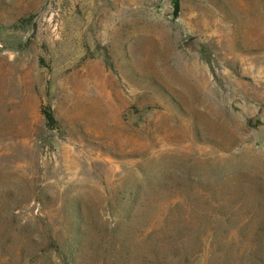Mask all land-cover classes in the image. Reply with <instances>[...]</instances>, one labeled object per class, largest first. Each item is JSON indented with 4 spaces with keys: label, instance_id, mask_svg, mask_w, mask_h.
Instances as JSON below:
<instances>
[{
    "label": "rangeland",
    "instance_id": "1",
    "mask_svg": "<svg viewBox=\"0 0 264 264\" xmlns=\"http://www.w3.org/2000/svg\"><path fill=\"white\" fill-rule=\"evenodd\" d=\"M0 264H264V0H0Z\"/></svg>",
    "mask_w": 264,
    "mask_h": 264
},
{
    "label": "trees",
    "instance_id": "2",
    "mask_svg": "<svg viewBox=\"0 0 264 264\" xmlns=\"http://www.w3.org/2000/svg\"><path fill=\"white\" fill-rule=\"evenodd\" d=\"M178 10H179V3L177 2L176 3V13L178 12ZM45 116H46V118H47V120L49 122H53L54 121V117H53V115L51 114L50 111H45Z\"/></svg>",
    "mask_w": 264,
    "mask_h": 264
}]
</instances>
